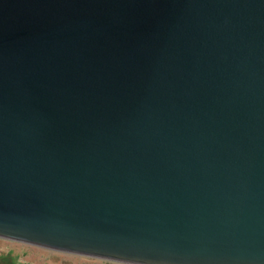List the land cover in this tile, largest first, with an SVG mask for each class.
<instances>
[{
	"label": "water",
	"instance_id": "obj_1",
	"mask_svg": "<svg viewBox=\"0 0 264 264\" xmlns=\"http://www.w3.org/2000/svg\"><path fill=\"white\" fill-rule=\"evenodd\" d=\"M0 237L264 264V0H0Z\"/></svg>",
	"mask_w": 264,
	"mask_h": 264
},
{
	"label": "rangeland",
	"instance_id": "obj_2",
	"mask_svg": "<svg viewBox=\"0 0 264 264\" xmlns=\"http://www.w3.org/2000/svg\"><path fill=\"white\" fill-rule=\"evenodd\" d=\"M4 256L10 258L14 264H132L58 251L0 237V264Z\"/></svg>",
	"mask_w": 264,
	"mask_h": 264
},
{
	"label": "flooded vegetation",
	"instance_id": "obj_3",
	"mask_svg": "<svg viewBox=\"0 0 264 264\" xmlns=\"http://www.w3.org/2000/svg\"><path fill=\"white\" fill-rule=\"evenodd\" d=\"M20 260V259H19ZM21 261V260H20ZM1 264H14L13 262H11V259L8 258L7 256H4L1 260Z\"/></svg>",
	"mask_w": 264,
	"mask_h": 264
}]
</instances>
